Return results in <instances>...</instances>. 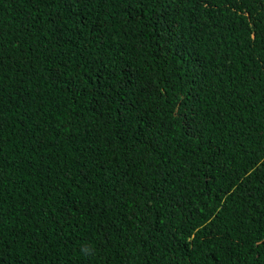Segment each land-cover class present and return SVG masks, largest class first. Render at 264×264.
<instances>
[{
	"label": "trees",
	"instance_id": "trees-1",
	"mask_svg": "<svg viewBox=\"0 0 264 264\" xmlns=\"http://www.w3.org/2000/svg\"><path fill=\"white\" fill-rule=\"evenodd\" d=\"M0 264H264V0H0Z\"/></svg>",
	"mask_w": 264,
	"mask_h": 264
},
{
	"label": "snow or ice",
	"instance_id": "snow-or-ice-1",
	"mask_svg": "<svg viewBox=\"0 0 264 264\" xmlns=\"http://www.w3.org/2000/svg\"><path fill=\"white\" fill-rule=\"evenodd\" d=\"M85 0H64V6L67 10H71L73 7H75L77 4H84ZM157 2H163V0H157ZM59 17H56L54 19H52V23L55 24L56 23V19H58ZM112 75H114V73H112ZM101 93L103 92V89L100 90ZM112 92H115V94L117 96H121L122 94L117 92L115 88H113L111 90ZM113 103H115V100L112 101ZM129 109L128 107L126 106L125 108L122 109V113H126L128 112Z\"/></svg>",
	"mask_w": 264,
	"mask_h": 264
}]
</instances>
